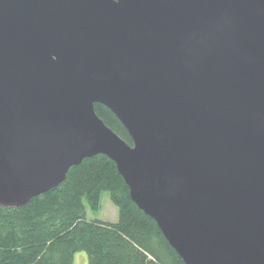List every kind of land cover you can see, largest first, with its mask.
Segmentation results:
<instances>
[{"label": "water", "instance_id": "1", "mask_svg": "<svg viewBox=\"0 0 264 264\" xmlns=\"http://www.w3.org/2000/svg\"><path fill=\"white\" fill-rule=\"evenodd\" d=\"M96 155L184 264H264V0H0V206Z\"/></svg>", "mask_w": 264, "mask_h": 264}, {"label": "trees", "instance_id": "2", "mask_svg": "<svg viewBox=\"0 0 264 264\" xmlns=\"http://www.w3.org/2000/svg\"><path fill=\"white\" fill-rule=\"evenodd\" d=\"M96 115L125 143L130 136L106 107ZM107 192L117 208L115 223L86 219L84 202L100 208ZM87 264H184L155 222L131 201L114 162L104 155L71 167L55 189L18 208L0 206V264H73L76 252Z\"/></svg>", "mask_w": 264, "mask_h": 264}, {"label": "rangeland", "instance_id": "3", "mask_svg": "<svg viewBox=\"0 0 264 264\" xmlns=\"http://www.w3.org/2000/svg\"><path fill=\"white\" fill-rule=\"evenodd\" d=\"M86 208L87 220H98L102 222L115 223L118 219L117 208L111 203L109 194L107 192L102 193L100 208L97 211H92L84 202ZM88 257L83 251L76 252L73 256V264H87Z\"/></svg>", "mask_w": 264, "mask_h": 264}]
</instances>
